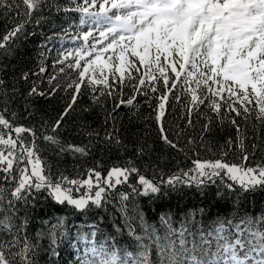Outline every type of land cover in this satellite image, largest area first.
I'll list each match as a JSON object with an SVG mask.
<instances>
[{
    "label": "snow or ice",
    "instance_id": "6c2138e0",
    "mask_svg": "<svg viewBox=\"0 0 264 264\" xmlns=\"http://www.w3.org/2000/svg\"><path fill=\"white\" fill-rule=\"evenodd\" d=\"M53 9L78 14L57 71L13 63ZM193 187L151 223L139 203ZM65 239L64 264H264V0H0V264Z\"/></svg>",
    "mask_w": 264,
    "mask_h": 264
},
{
    "label": "trees",
    "instance_id": "16d2710c",
    "mask_svg": "<svg viewBox=\"0 0 264 264\" xmlns=\"http://www.w3.org/2000/svg\"><path fill=\"white\" fill-rule=\"evenodd\" d=\"M59 3L62 5H67L68 0H59ZM69 23H78V14L76 13H70L66 17L63 13L56 14L55 10L53 9V14L51 16H48L46 22H42L40 25H34L29 24L28 25V36L26 38H21V40L18 42V55L13 61V63H22L26 64L29 67H32L33 69L36 68V66L40 63L39 60V53L44 52V60L46 62V65L48 67L49 74H54L57 69L53 68V60L57 56L58 51L61 49V45L65 48H71L73 45L69 39L68 36H66L63 32L64 28H67ZM53 25H57V27H53ZM35 32L36 35H32V32ZM74 33V29L72 30ZM47 37H52L51 40H47ZM46 44V49L41 47V45ZM145 114H147L148 109H144ZM171 119V118H170ZM139 131L141 134H143L144 131V125L141 123ZM148 131L150 135L148 136L149 142L156 140V131L155 126L151 125L149 122V128ZM222 142V141H221ZM174 155V154H172ZM96 158L99 159V154H96ZM214 159L216 158L213 153L206 152L203 149L200 150L199 157H197L196 153L193 152L190 154V158L185 159L183 155H179L176 157L175 160H169L167 165L165 167V171H177V164L179 168L187 169L189 167H194L193 160L194 159ZM105 165H109L111 161L105 156ZM260 159V154L257 153V156L253 159H250L248 161L249 166H252L255 162H258ZM229 162H235V163H241L238 157H228ZM92 162L91 160L89 161ZM151 178V173L148 174ZM214 190V188H213ZM260 198V195L257 194V199ZM201 196L198 192V190L193 188H184L183 189V198L181 199V196L172 193L170 197H165L163 199L157 200L154 204L150 201H148L146 198H140L139 203L146 211L149 219V222H153V218L157 216V213L161 210H167L168 207H171L173 211H175L176 206L179 204L180 206L184 205H199L201 201ZM44 212L48 213L49 215H45L44 219L50 218V216H62L65 215V212L60 209L59 206H46L44 207ZM83 217L76 218L74 216L69 217V226L71 227L72 224L81 225L84 223ZM159 227V224L157 225ZM176 227H179V224L177 223L175 225ZM40 227L39 224V218L37 221L33 224L32 228L33 231ZM161 232H163V229H161ZM72 236H75V229L72 231ZM42 248L47 249L49 245V241L47 239H44L41 242ZM60 253L59 257V264H64V262L74 259L75 258V251L73 248H71L68 245L67 239L60 242L59 248L57 249ZM69 253H72L70 256ZM39 264H48V256L45 254V252H41L39 257Z\"/></svg>",
    "mask_w": 264,
    "mask_h": 264
}]
</instances>
